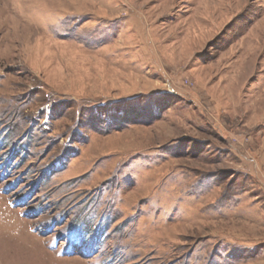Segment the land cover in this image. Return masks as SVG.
Returning a JSON list of instances; mask_svg holds the SVG:
<instances>
[{"label": "rangeland", "instance_id": "1", "mask_svg": "<svg viewBox=\"0 0 264 264\" xmlns=\"http://www.w3.org/2000/svg\"><path fill=\"white\" fill-rule=\"evenodd\" d=\"M0 264H264V0H0Z\"/></svg>", "mask_w": 264, "mask_h": 264}]
</instances>
